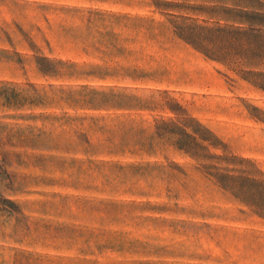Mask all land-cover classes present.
Instances as JSON below:
<instances>
[{"label":"rangeland","instance_id":"1","mask_svg":"<svg viewBox=\"0 0 264 264\" xmlns=\"http://www.w3.org/2000/svg\"><path fill=\"white\" fill-rule=\"evenodd\" d=\"M0 264H264V92L151 0H0Z\"/></svg>","mask_w":264,"mask_h":264},{"label":"trees","instance_id":"2","mask_svg":"<svg viewBox=\"0 0 264 264\" xmlns=\"http://www.w3.org/2000/svg\"><path fill=\"white\" fill-rule=\"evenodd\" d=\"M176 38L264 92V4L260 0H151Z\"/></svg>","mask_w":264,"mask_h":264}]
</instances>
